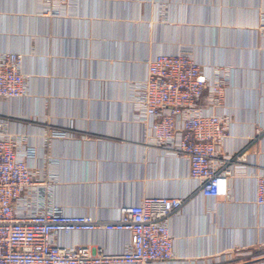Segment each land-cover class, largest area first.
<instances>
[{"label": "crops", "instance_id": "obj_1", "mask_svg": "<svg viewBox=\"0 0 264 264\" xmlns=\"http://www.w3.org/2000/svg\"><path fill=\"white\" fill-rule=\"evenodd\" d=\"M263 16L264 0H0V52L22 54L28 76L24 96L0 97V135L36 149L29 164L49 184V202L72 214L108 220L144 196L187 197L169 221L175 258L152 264H264L255 178L264 172ZM183 48L210 82L227 70L223 102L207 108L231 116L221 156L249 144L230 164L227 197L203 196L189 158L149 141L150 121L132 99L148 61ZM129 239L108 226L56 235L93 253L124 250Z\"/></svg>", "mask_w": 264, "mask_h": 264}, {"label": "built area", "instance_id": "obj_2", "mask_svg": "<svg viewBox=\"0 0 264 264\" xmlns=\"http://www.w3.org/2000/svg\"><path fill=\"white\" fill-rule=\"evenodd\" d=\"M41 1L51 7L70 0ZM259 29L264 33V16ZM22 64V54L0 52L1 98L26 94L28 80ZM216 72V81L210 82L205 66L190 48L158 54L148 61V76L136 85L132 96L150 121L149 141L187 156L190 177L208 199L229 195L230 164L244 160L249 145L221 156L231 116L207 111L224 99L227 70L217 68ZM35 155L31 144L0 135V264H152L175 258L169 221L181 212L187 197L144 196L137 204H123L118 217L108 220L72 214L63 205L49 202V184L29 164ZM255 178L256 202L264 205V172ZM100 226L127 232L126 248L118 252L99 248L93 253L87 246L56 240L58 233L93 231Z\"/></svg>", "mask_w": 264, "mask_h": 264}, {"label": "rangeland", "instance_id": "obj_3", "mask_svg": "<svg viewBox=\"0 0 264 264\" xmlns=\"http://www.w3.org/2000/svg\"><path fill=\"white\" fill-rule=\"evenodd\" d=\"M27 80H28V76H27ZM28 82V81H27Z\"/></svg>", "mask_w": 264, "mask_h": 264}]
</instances>
